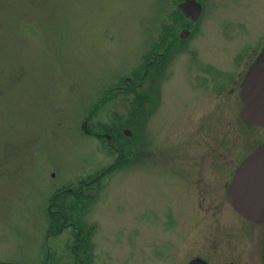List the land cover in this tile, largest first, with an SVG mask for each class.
Masks as SVG:
<instances>
[{
  "label": "rangeland",
  "instance_id": "obj_1",
  "mask_svg": "<svg viewBox=\"0 0 264 264\" xmlns=\"http://www.w3.org/2000/svg\"><path fill=\"white\" fill-rule=\"evenodd\" d=\"M170 2L0 0L1 263L77 262L76 230L50 232L48 210L85 204L69 193L81 188L96 198L88 204L97 264H187L197 253L192 174L184 170L183 181L181 164L226 165L264 138V129L238 125L237 101L217 91L227 55L263 43L264 0H203L201 31L188 44L197 56L177 52L150 79L149 57L171 40ZM144 92L157 103L141 115ZM110 127L132 134L110 143ZM227 172L204 177L223 188Z\"/></svg>",
  "mask_w": 264,
  "mask_h": 264
},
{
  "label": "flooded vegetation",
  "instance_id": "obj_2",
  "mask_svg": "<svg viewBox=\"0 0 264 264\" xmlns=\"http://www.w3.org/2000/svg\"><path fill=\"white\" fill-rule=\"evenodd\" d=\"M187 0H171L169 8V21H170V32L172 42V53L173 59L176 57L177 52L180 54L185 53L190 58L197 56L195 50L191 49L188 44L194 40L200 30L202 22V15L204 14V3L203 0H196L200 5L202 12L197 20H194L186 11L182 10L180 6ZM262 44V45H261ZM264 52V41L257 46V49L250 48L246 54L240 51L232 52L227 55L226 59L229 61L223 65L219 72L221 73V83L224 85L221 87H228L222 90L220 87L219 94L224 98H231L237 101V111L239 114V124L247 127L254 125H247L240 119L241 111L245 104L243 103L240 90L241 86L246 80L250 70L257 64V59ZM147 90H144L147 92ZM236 111V112H237ZM257 127V126H254ZM257 128L264 129V126ZM94 135L100 134L91 133ZM111 139L121 137L123 131L121 128H113L109 133ZM264 141V138L258 143ZM257 144V145H258ZM257 145L251 149L254 150ZM242 150L239 154L240 157L232 158L226 161L228 164H224L222 159L212 160L214 165L202 166L205 162H199L198 164H181L183 167V181H184V170L187 173H191L192 177L188 178L189 183L186 198L187 202V213H188V224L192 230L190 234V243L199 246L197 253L192 256L194 259H203L206 264H264V224L253 222L246 219L244 216L236 211L230 200L227 197V188L231 182V178L235 173L237 166L251 153ZM206 164V163H205ZM226 168L228 173V181L221 187V181H217L216 175H209L204 177L206 174L218 173L219 169ZM213 169L212 172L209 171ZM189 170V171H188ZM106 171H102L101 176L93 177V180H89L86 184H90L93 181H100ZM214 172V173H213ZM218 177V176H217ZM207 181V182H206ZM81 190L72 189L69 193L76 194V201H85V204L73 207L71 212L67 211L69 208H53L49 206V214H55V218L61 220L60 226L62 229L69 230L72 228L76 230L75 242L70 247L71 252L74 254V258L77 262L73 264H97L96 249L97 242L92 239L94 226L98 218H91L89 213L92 205L88 204L96 200L92 194V188ZM87 190V192H85ZM228 211V213H225ZM226 215L231 216V221L226 220ZM58 223V225H59ZM91 225V226H89ZM50 227L57 226L52 222ZM198 226V227H197ZM200 227V229H199ZM88 228V229H87ZM195 229H198L196 235L194 234ZM66 247V246H65ZM48 256L47 260L50 259L51 249L47 247ZM54 252V251H53ZM248 256V257H247ZM1 263V262H0Z\"/></svg>",
  "mask_w": 264,
  "mask_h": 264
},
{
  "label": "water",
  "instance_id": "obj_3",
  "mask_svg": "<svg viewBox=\"0 0 264 264\" xmlns=\"http://www.w3.org/2000/svg\"><path fill=\"white\" fill-rule=\"evenodd\" d=\"M180 8L194 20H197L202 12L201 5L196 0H187ZM257 60V64L250 70L241 86L240 96L245 104L241 118L248 124L264 126V52ZM87 125V121L82 125L86 132ZM125 133L132 134L129 130H125ZM231 179L227 197L233 207L246 219L264 224V142L240 163ZM187 264L206 262L197 258Z\"/></svg>",
  "mask_w": 264,
  "mask_h": 264
},
{
  "label": "trees",
  "instance_id": "obj_4",
  "mask_svg": "<svg viewBox=\"0 0 264 264\" xmlns=\"http://www.w3.org/2000/svg\"><path fill=\"white\" fill-rule=\"evenodd\" d=\"M166 30L168 31L170 29L167 28ZM162 41L164 43H166V45H165V47H163V46L160 45V47L157 48V50H159V51H160V49L163 50L161 52L160 56H158L157 59L154 58V55H153V57L152 56L149 57L150 59H149V64H148V70H147V73L144 75V77H147V78L150 77V79L153 78V77H156L154 79H157V78H159V76H162L161 73L166 70L168 59H170L171 56L173 55V53H172V42H171V40L170 41H166V39H164ZM158 54L159 53H156V56ZM154 92L157 93V90H155ZM137 97H139L140 98V101H141L140 102V104H141V107L140 108L141 109H139V111L141 112V115H144V113L146 112V108H145L146 104H149L150 103L152 105V103H155V104L157 103V100H155V102H154V97L145 94V92H144V94L141 93ZM139 118H141V117H136V119H139ZM141 120H143V118ZM111 130H112V128L110 127V128H107V130H105V131H108L110 133ZM122 145H123L122 148L118 149L122 153V156H121V160L120 161H123V162L126 163L127 162V159H128V156L131 155V153L128 152V151H126V148L124 147L125 144L122 143ZM76 205H77L76 202H72L71 208H73V206L76 207ZM69 211H70V209H69ZM51 216L53 217L52 218L53 219V222L52 223L55 224V225H57V226L50 227V232L51 231H54L53 232L54 234H57L59 232L61 233V231L63 230L62 227L60 226V223H59V222H61V220L59 221L58 218H55L56 217L55 214L54 215L51 214ZM58 223H59V225H58Z\"/></svg>",
  "mask_w": 264,
  "mask_h": 264
}]
</instances>
